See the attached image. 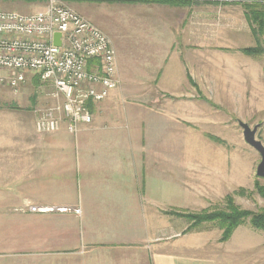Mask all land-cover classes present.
Segmentation results:
<instances>
[{
	"label": "crops",
	"instance_id": "obj_1",
	"mask_svg": "<svg viewBox=\"0 0 264 264\" xmlns=\"http://www.w3.org/2000/svg\"><path fill=\"white\" fill-rule=\"evenodd\" d=\"M101 4L107 5L109 34L76 8L109 38L119 86L89 106L91 122L79 124L75 134L65 122L55 133L40 134L32 102L0 108V264L260 263V232L253 231L258 242L239 233L243 224L220 242L222 231L213 223H204L210 230L168 228L175 218L167 212L213 209L231 192L229 154L215 152L217 161L202 171L197 161L184 167L176 151L168 155V144H198L183 136L193 116L229 124L207 118L209 103L205 115L182 98L207 96L214 107L215 97L218 105L237 97L245 116L263 113L264 83L255 82L264 81L259 57L245 55L249 60L238 63L225 58L243 48L215 46L214 12L195 5ZM12 96L19 100V93ZM29 205L69 206L80 215L36 214ZM248 250L259 253L257 260L247 258Z\"/></svg>",
	"mask_w": 264,
	"mask_h": 264
},
{
	"label": "built area",
	"instance_id": "obj_2",
	"mask_svg": "<svg viewBox=\"0 0 264 264\" xmlns=\"http://www.w3.org/2000/svg\"><path fill=\"white\" fill-rule=\"evenodd\" d=\"M33 13L0 11V87L17 94L26 75L39 77L52 88V102L36 109L35 129L52 134L66 123L75 134L79 124H89V106L104 101L119 86L116 55L107 35L67 5L68 0H39ZM60 34V45L53 44ZM36 214H74L69 206H32Z\"/></svg>",
	"mask_w": 264,
	"mask_h": 264
},
{
	"label": "rangeland",
	"instance_id": "obj_3",
	"mask_svg": "<svg viewBox=\"0 0 264 264\" xmlns=\"http://www.w3.org/2000/svg\"><path fill=\"white\" fill-rule=\"evenodd\" d=\"M198 1L199 4L195 5L193 9L199 10L200 12L206 13L207 10L214 12V43L215 46H223V44L231 45L233 48H256L259 47L262 49V53L259 55H255L254 57H259L258 63L260 62L262 65V69L264 70V36H261L259 33L255 34L253 31L249 30L251 25L245 22L243 18L242 12L243 9L239 5H235L234 3H227L228 5H210L203 0H194ZM221 4V3H220ZM67 5L73 8L76 12L79 13L76 7L82 9L85 15L89 18L90 21L98 22V26L103 28L108 33V25L105 21L107 17L105 16L106 6L104 4L98 5V3L91 0H68ZM43 3L39 0L28 1V0H0V11H14L17 13L25 14V13H33L38 9H41ZM110 6L108 5V8ZM76 8V9H75ZM105 9V10H104ZM238 11V12H237ZM80 14V13H79ZM202 14V13H201ZM213 14V13H212ZM204 16V15H203ZM222 25H225L224 29L220 28ZM249 26V27H248ZM253 27V26H252ZM241 28V30L239 29ZM109 34V33H108ZM202 34L199 32V35ZM206 40V39H201ZM210 40V38H209ZM183 42H187L188 39L184 37L182 39ZM217 52V51H216ZM233 52V51H232ZM237 53L234 56L230 57L228 55L225 58H230L232 63H238L239 60H245L247 57L245 54L241 52ZM249 60V59H247ZM259 69V68H258ZM255 75V73L253 74ZM258 75V74H257ZM26 83L23 86H20L19 91V100L15 101L14 94L11 89L7 87H0V108L8 109L13 106H27L30 107L32 104L33 108L42 109L49 104H51L52 100L50 99L49 94L52 92V88L48 85H42L40 83L39 77H35L32 74L26 75ZM33 79V83L30 80ZM258 85H262L264 81L255 80ZM35 96V97H34ZM160 99V98H158ZM229 102H225L222 105H218V99L215 97L214 99V107H211L210 102L212 98L207 96L199 97V98H190L183 97L182 100H191L193 105L199 106L206 115L205 109L207 104L209 103L207 109L209 112L207 114V118L212 119L215 122L224 119L229 124L224 126H219L217 124L211 125L205 124L201 120L198 121L196 116H193L194 120L191 122V126L189 128H184L183 136L188 138H193L198 140V144L190 145V144H182V145H167V153L174 154L176 151L177 158L181 157L182 163H184V167L187 165H195L196 161L200 168V171L206 170L208 163H214L216 157L215 152L221 150L226 155L230 156V174L231 177V192L228 195H231L234 204L237 205L240 209L246 210L249 212H257L264 207V200L259 197V195L255 192L254 183L257 182L259 185L264 186V179L258 178L255 175V170L260 162V157L258 153L249 147L243 140L242 130L238 126V122L242 121L248 124L251 128L257 124H260L259 129L256 133V140L260 141L264 146V112L261 114H248L244 115L242 112V106L240 105L237 97L228 98ZM177 98L168 97L167 101H176ZM32 102V104H31ZM189 104V103H185ZM35 109V110H36ZM190 117V116H189ZM194 153V157L192 159V155ZM212 154V155H211ZM181 155V156H180ZM198 156V157H197ZM179 160L177 159V162ZM217 161V159H216ZM189 168V167H188ZM179 169V167H178ZM168 170L174 171V166H170V162L168 161ZM184 172L186 170L184 169ZM190 170L188 169V174ZM200 177H205L206 173L201 174ZM169 175V173H168ZM188 176V175H187ZM239 185V186H236ZM244 189L245 193L239 194L237 191L239 189ZM227 196V195H226ZM224 196V198L226 197ZM224 198L220 199L219 202H215V207L200 209V210H191V209H182V210H167L168 213H172L173 216L172 221L174 223H169L168 228L177 227V226H187L189 222L184 219L187 214L191 215H201L202 213H211L214 210H219L224 207ZM169 220V219H168ZM178 224V225H176ZM206 227V230H210V224L200 225ZM248 223H245V229L240 230L239 233H243L245 235H253L254 230H249ZM188 227H190L188 225ZM199 227V226H198ZM192 231V230H191ZM257 232V231H256ZM260 232V231H258ZM261 234L264 233L260 232ZM258 239L259 238L252 237ZM264 241V239H263ZM257 242V243H258ZM251 245L255 242L250 241L247 242ZM247 258L250 259L251 256L257 260L259 253L255 250L247 251ZM258 255V256H257ZM257 264V263H256ZM258 264H264V250H263V259Z\"/></svg>",
	"mask_w": 264,
	"mask_h": 264
},
{
	"label": "trees",
	"instance_id": "obj_4",
	"mask_svg": "<svg viewBox=\"0 0 264 264\" xmlns=\"http://www.w3.org/2000/svg\"><path fill=\"white\" fill-rule=\"evenodd\" d=\"M35 1V0H28ZM96 3L103 2H124V3H158L167 4L171 6L190 7L198 5V1L194 0H91ZM212 5H228L227 3H234L239 5L243 11L247 22L251 25V31L255 34L264 36V0H203ZM221 3V4H220ZM253 26V27H252ZM241 52L248 56H255L262 53V49L256 48H243ZM255 192L261 199L264 200V186L254 183ZM239 194L245 193L244 189L237 191ZM224 207L219 210H214L211 213H202L201 215L187 214L184 219L189 222L187 231L197 229L198 226L204 223H213L218 229L222 231L220 242L227 241L233 231L248 223L250 228L254 231H260L264 233V207L257 212H249L240 209L234 204V200L231 195H227L224 198Z\"/></svg>",
	"mask_w": 264,
	"mask_h": 264
},
{
	"label": "water",
	"instance_id": "obj_5",
	"mask_svg": "<svg viewBox=\"0 0 264 264\" xmlns=\"http://www.w3.org/2000/svg\"><path fill=\"white\" fill-rule=\"evenodd\" d=\"M53 44L57 47L60 45V34L54 35ZM238 126L242 130L244 142L253 150H255L260 157V162L256 167L255 175L258 178L264 179V146L260 141L256 140V133L260 127V124H257L251 128L248 124L239 121Z\"/></svg>",
	"mask_w": 264,
	"mask_h": 264
}]
</instances>
